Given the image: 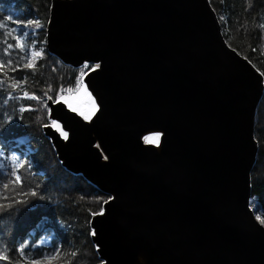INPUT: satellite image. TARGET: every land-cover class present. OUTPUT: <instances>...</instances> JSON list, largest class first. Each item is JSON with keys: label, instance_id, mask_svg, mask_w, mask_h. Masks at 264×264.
I'll list each match as a JSON object with an SVG mask.
<instances>
[{"label": "water", "instance_id": "1", "mask_svg": "<svg viewBox=\"0 0 264 264\" xmlns=\"http://www.w3.org/2000/svg\"><path fill=\"white\" fill-rule=\"evenodd\" d=\"M44 40L62 63L92 64L81 80L95 111L49 98L65 136L42 131L108 195L89 219L99 264H264L249 205L264 79L209 0H51Z\"/></svg>", "mask_w": 264, "mask_h": 264}, {"label": "trees", "instance_id": "2", "mask_svg": "<svg viewBox=\"0 0 264 264\" xmlns=\"http://www.w3.org/2000/svg\"><path fill=\"white\" fill-rule=\"evenodd\" d=\"M50 1L0 0V264L100 263L89 219L108 195L67 171L42 131L50 122L46 100L73 92L87 69L62 63L47 52L44 34L23 35L21 27L45 25ZM209 2L228 45L264 79V0ZM34 40L41 53L29 61ZM254 138L250 206L264 219V91Z\"/></svg>", "mask_w": 264, "mask_h": 264}, {"label": "bare ground", "instance_id": "3", "mask_svg": "<svg viewBox=\"0 0 264 264\" xmlns=\"http://www.w3.org/2000/svg\"><path fill=\"white\" fill-rule=\"evenodd\" d=\"M60 100L69 108L76 111H81L84 119H88L96 109V102L94 98L89 97L87 91L83 86L75 93L63 95ZM52 126L64 136L65 132L60 131L58 122L53 120ZM144 142L156 143L158 141V134L154 132H147L142 136Z\"/></svg>", "mask_w": 264, "mask_h": 264}, {"label": "rangeland", "instance_id": "4", "mask_svg": "<svg viewBox=\"0 0 264 264\" xmlns=\"http://www.w3.org/2000/svg\"><path fill=\"white\" fill-rule=\"evenodd\" d=\"M45 25H46V24H45ZM45 25L42 23V21H41L40 19H36V20H32V21L26 22L23 26H21V27H22V30H23V35L29 34V35H32L33 37H36V36H37V32H40L41 34H44V36H43V41H42V42H44V41H45V40H44V38H45ZM35 44H36V42H35V40H34L33 44H31V46H28V53H27V55H28V57H29V61H32L34 58L38 57V56L40 55V53H41V47H40V46L34 47ZM90 67H91V66H89L88 64H84V65H82V68H86V69H88V68H90ZM83 85H84V87H85V89H86V91H87L88 96L94 98V97L92 96V94L90 93V91L86 88L85 84L82 82V80H81V78H80V83H79V85L77 86V88H76L73 92H69V93H66V94H60L56 99H60L61 96H63V95H68V94L75 93V92L78 91V90L81 88V86H83ZM72 110H73V109H72ZM74 111H76V110H74ZM76 112H77L78 114H80L81 116H83V114H82L81 111H76ZM53 122H54V121L50 120L49 123L52 125ZM58 126H59L60 131L65 132V131H63V130L61 129V126H60L59 123H58ZM63 134H65V133H63ZM64 136H65V135H64ZM249 205H251L250 202H249ZM250 207H251V206H250ZM251 208H252V210H253V212H254V216H255L256 220H257L261 225L264 226V219H263L261 216H259V215L257 214V212H256V211H257L256 208H254L253 206H252Z\"/></svg>", "mask_w": 264, "mask_h": 264}]
</instances>
